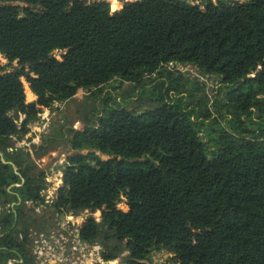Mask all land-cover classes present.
Masks as SVG:
<instances>
[{
    "label": "trees",
    "instance_id": "trees-1",
    "mask_svg": "<svg viewBox=\"0 0 264 264\" xmlns=\"http://www.w3.org/2000/svg\"><path fill=\"white\" fill-rule=\"evenodd\" d=\"M0 55V264H35L31 233L83 212L96 264H264V0H0ZM176 65L216 77L220 99ZM115 83L131 86L125 101L85 103L80 129L57 121L15 146L44 109ZM57 135L72 152L46 202L32 155Z\"/></svg>",
    "mask_w": 264,
    "mask_h": 264
},
{
    "label": "rangeland",
    "instance_id": "rangeland-1",
    "mask_svg": "<svg viewBox=\"0 0 264 264\" xmlns=\"http://www.w3.org/2000/svg\"><path fill=\"white\" fill-rule=\"evenodd\" d=\"M89 2L95 0H88ZM110 4L111 12L116 11L115 9L119 10V3L134 1V0H106ZM117 2V3H116ZM53 55L56 59H60L61 53L60 52H53ZM6 61L0 55V65L5 64ZM175 70L180 71L185 75L186 78L196 81L197 85L191 86L187 85L186 88L193 89V93L197 96L205 95L208 98V104L215 102L216 100L220 99L219 89L221 84L218 82L216 77H201L197 71L192 66H183V65H176ZM24 88L26 91V101L31 102V92L28 88V85L23 81ZM115 88H106V90L101 94V97L96 96L95 100H93L90 94L84 92L83 90H79L74 98L70 99L67 102H63L61 104H54L50 109H44L40 115L43 114L45 119L42 117H38L36 121H34L29 126V133L24 137V142L26 145L21 149L24 150H31V143L40 144L41 136L47 135L51 133V128L53 127V123L65 124L66 127H72L73 129H80L82 126V118L84 116V109L90 107L89 105H85V103H94L97 108H99L102 99L107 95L110 94L113 98L119 100H124V93L130 91V85L128 83H115ZM139 92V91H138ZM136 93L133 97V103L139 97L140 93ZM29 93V95H28ZM33 95V94H32ZM185 98V96H184ZM94 101V102H93ZM128 101V100H127ZM148 100L146 97H143L141 100V104L136 107L145 108L148 104ZM130 106H135V104H131ZM211 109V108H210ZM213 111V109H212ZM32 141L30 140L31 138ZM57 141L55 144L51 145V149L45 155L38 157L37 155L33 154L32 159L34 161L35 170H44L47 173V181L50 184L49 186H54L57 190L61 185V177L58 178V175L61 174V167H63V163L65 161L66 155L70 154L72 150L70 146L62 140L60 135L56 136ZM105 159V157H101ZM2 161V160H1ZM118 208L124 211L127 210V206L125 203H119ZM40 212H36L39 214ZM50 210L47 209L45 213V217L49 216ZM40 217V216H38ZM55 217V216H54ZM52 218L50 217L51 221L46 222L43 226L48 229H55L56 223L61 221V218ZM96 219H99V213L94 214ZM170 254L165 252H155L152 253L150 256V261H144V264H170Z\"/></svg>",
    "mask_w": 264,
    "mask_h": 264
},
{
    "label": "built area",
    "instance_id": "built-area-1",
    "mask_svg": "<svg viewBox=\"0 0 264 264\" xmlns=\"http://www.w3.org/2000/svg\"><path fill=\"white\" fill-rule=\"evenodd\" d=\"M42 117V115H38ZM17 148H22L26 145L24 140H13ZM61 174L58 175V178ZM49 182V181H47ZM56 189L54 186H49L43 195L46 202L52 199ZM86 213L76 215L67 214L61 217V221L56 223V228L45 233L33 232L32 239V255L34 256L35 264H96L103 263L100 252L102 251L99 245H87L81 243L76 235L78 229L83 223ZM96 219V217H95ZM97 220V219H96ZM14 260H8L6 264H13ZM117 264V260L110 262Z\"/></svg>",
    "mask_w": 264,
    "mask_h": 264
},
{
    "label": "water",
    "instance_id": "water-1",
    "mask_svg": "<svg viewBox=\"0 0 264 264\" xmlns=\"http://www.w3.org/2000/svg\"><path fill=\"white\" fill-rule=\"evenodd\" d=\"M122 6H123V3L122 4L119 3V10L122 9ZM119 10H117V11H119ZM76 237H77V239H79V233L76 235ZM119 260H120V258L117 259V261H119Z\"/></svg>",
    "mask_w": 264,
    "mask_h": 264
},
{
    "label": "crops",
    "instance_id": "crops-1",
    "mask_svg": "<svg viewBox=\"0 0 264 264\" xmlns=\"http://www.w3.org/2000/svg\"><path fill=\"white\" fill-rule=\"evenodd\" d=\"M117 3V2H116ZM115 10H117V9H115ZM113 11H114V9H113ZM31 101H34L35 100V97H34V95H32L31 94V99H30Z\"/></svg>",
    "mask_w": 264,
    "mask_h": 264
},
{
    "label": "clouds",
    "instance_id": "clouds-1",
    "mask_svg": "<svg viewBox=\"0 0 264 264\" xmlns=\"http://www.w3.org/2000/svg\"><path fill=\"white\" fill-rule=\"evenodd\" d=\"M114 12V11H113ZM26 92V91H25Z\"/></svg>",
    "mask_w": 264,
    "mask_h": 264
}]
</instances>
